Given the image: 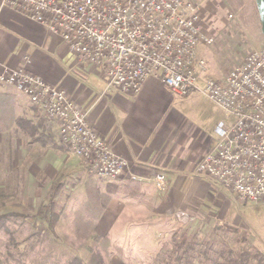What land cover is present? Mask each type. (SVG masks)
<instances>
[{
    "label": "crops",
    "instance_id": "obj_1",
    "mask_svg": "<svg viewBox=\"0 0 264 264\" xmlns=\"http://www.w3.org/2000/svg\"><path fill=\"white\" fill-rule=\"evenodd\" d=\"M201 24L204 30L211 31L204 22ZM20 67L65 89L76 104L88 112V120L99 136L128 161L126 175L146 183L145 194L133 198L120 195L118 183L96 178L101 192L110 197L97 219L86 216L88 178L81 186L71 184L69 189L74 190L66 197L67 203L56 226L58 235L64 225L76 227L75 220L70 218L77 214V222H84L87 234L110 237L114 249L108 254V264H142L146 258H140V252L158 248L182 216L189 221L203 216L221 223L215 204H206L212 197L208 176L202 178L196 171L198 162L217 140L216 127L221 114L220 117L214 113L206 115L210 121L206 126L187 121L171 106L174 92L153 78L136 94L104 93L106 83L97 67L78 62L77 56L67 51L59 37L0 0V70ZM12 114L29 119L34 125L42 122L39 109L26 94L0 84V148L6 146L15 151L16 155L9 158L14 170L26 168L25 202L17 204V209L21 216L30 219L24 221L25 226L40 222L48 231L36 213L46 202L52 182L63 177L67 183L65 174L84 167L80 158L61 143L44 145L33 141L29 135L25 137L26 133L12 120L7 126L6 117ZM45 124L43 128L56 138L57 122L48 119ZM6 133L14 136L18 133V139L10 134L7 138ZM2 160L1 173L5 179L7 167ZM157 172L166 176V191L157 190L151 180ZM223 189L219 187L217 192ZM26 211L31 214L23 213Z\"/></svg>",
    "mask_w": 264,
    "mask_h": 264
},
{
    "label": "built area",
    "instance_id": "obj_2",
    "mask_svg": "<svg viewBox=\"0 0 264 264\" xmlns=\"http://www.w3.org/2000/svg\"><path fill=\"white\" fill-rule=\"evenodd\" d=\"M59 37L81 64L97 67L106 91L138 93L148 79L186 95L191 90L221 111L217 140L196 171L229 189L243 202L264 203V44L225 77L203 75L200 46L215 36L201 24L191 0H2ZM202 72V74H201ZM0 84L26 94L57 120L59 139L91 176L118 178L128 161L99 136L67 91L25 68L0 70ZM155 184L167 189L157 172Z\"/></svg>",
    "mask_w": 264,
    "mask_h": 264
},
{
    "label": "rangeland",
    "instance_id": "obj_3",
    "mask_svg": "<svg viewBox=\"0 0 264 264\" xmlns=\"http://www.w3.org/2000/svg\"><path fill=\"white\" fill-rule=\"evenodd\" d=\"M191 1L199 5L201 23L204 22L211 29V31H205L215 36V41L211 46H200L199 49V55L206 60V69L203 75L216 78L225 77L232 68L238 66L245 60L246 56L253 48L261 47L264 44V34L261 30L262 26L256 0ZM244 4L247 5V7L249 6V9L253 11L252 14H254L253 22L247 25H243L239 17L241 7ZM100 77L105 81L102 75ZM103 86L104 82L101 88ZM10 87L13 86H6V88ZM13 88L16 89L15 87ZM103 92L110 93L106 91V86ZM173 92L171 106L176 111L182 113L187 121L206 126L210 122L209 119L205 117L206 115L210 116L211 113H214V116L220 117V109L199 92L191 90L186 95L179 94L175 91ZM36 107L40 108L39 106ZM41 114L45 115L47 119L57 122V120L44 114L42 109ZM57 125L58 130L55 133L56 139L59 143L64 145L59 139L58 122ZM8 134L14 136L13 133H6L7 138ZM16 136L18 139V133ZM26 136L27 134L25 137ZM13 151V149L6 146L0 148V160L2 158V161H5L7 167V172L4 174L5 179H2L3 175L1 169L4 165L0 162V215L7 217L0 222L1 263L70 264V261L80 254V245L88 233V228L83 226L84 222H77V214H73L70 218L75 220L76 227L71 228V226L65 227L64 225V228L62 227L60 231H58L59 235L57 233L55 234L57 235L55 238L50 232L45 230L40 222L31 221L33 223L31 227L30 225L25 226L23 224L25 220L29 221L30 219L20 215L17 204L20 205L25 202L27 186L26 180H24L23 177H25L26 168L22 167L19 170H14L11 167L9 158L10 156L14 157V155H16L15 151ZM127 172L118 178L112 179L94 175L90 176L83 168L68 172L65 174L64 178H68L67 184L69 183L70 186H65L60 195L59 204L61 210L65 203H67L65 202L66 197L74 190L69 189L71 188V184L77 183L81 186V183L85 182V179L89 177L107 179L119 183V179L126 175ZM155 174L152 176L151 180L156 189L160 190L155 184ZM197 174L202 178L204 176V174H199L198 172ZM207 178L212 186V197L211 199H207L206 204L210 205V202L215 204V212L218 214L221 223L212 220L209 221L208 218L206 219L203 216H198L195 220L190 221L186 216V219L182 216L179 224H176L158 248L140 252L139 257H142V259L146 258L142 264H177L173 259V253L177 248V242L181 240L184 235H188L189 239L197 235L200 244H202L204 240H208L210 242V249H212V251H210L212 257H214V252L218 250L224 242L240 248L255 246L262 252L264 257V203H245L239 200L234 192L225 188L221 190V192H217L220 187L219 182L209 176ZM78 187L79 186H77V188ZM23 213H28V215L31 214L27 211ZM66 223L67 221H65V224ZM230 228L235 232L229 231ZM112 249H114V247L111 245L109 251H112ZM195 258H197L196 255Z\"/></svg>",
    "mask_w": 264,
    "mask_h": 264
},
{
    "label": "trees",
    "instance_id": "obj_4",
    "mask_svg": "<svg viewBox=\"0 0 264 264\" xmlns=\"http://www.w3.org/2000/svg\"><path fill=\"white\" fill-rule=\"evenodd\" d=\"M249 6L242 5L240 10V21L243 25L253 22L254 14ZM39 124L34 125L29 119L16 116L15 114L6 117V125L9 122H16L31 140L41 142L44 145H57L59 142L54 137V134L47 132L43 126L48 122L47 117L41 114ZM69 184V183H68ZM67 183L63 178L59 177L52 182L46 202L42 203L37 210V218L44 221L50 234H56V226L62 215V210L59 204L60 195ZM87 185V201L86 209L88 212L86 216H91L97 219L106 209L110 197L101 192L98 183L94 177H89L86 180ZM145 181L139 180L137 177H129L124 175L119 179L118 193L126 197L141 198L146 190ZM7 217L0 215V222ZM235 232L233 229H229ZM109 236H100L89 233L80 245V254L75 256L70 261V264H108V254L111 246ZM200 246V247H199ZM210 242L204 240L202 244L199 243L197 235L189 239L188 235H184L181 240L177 242V248L173 253V259L177 264H264L262 252L255 246L250 248H240L224 242L218 250L214 252V257L210 255ZM193 254V255H192ZM195 255L197 258H195Z\"/></svg>",
    "mask_w": 264,
    "mask_h": 264
},
{
    "label": "water",
    "instance_id": "obj_5",
    "mask_svg": "<svg viewBox=\"0 0 264 264\" xmlns=\"http://www.w3.org/2000/svg\"><path fill=\"white\" fill-rule=\"evenodd\" d=\"M256 5L260 16V21L262 26L261 30L262 33L264 34V0H256Z\"/></svg>",
    "mask_w": 264,
    "mask_h": 264
}]
</instances>
